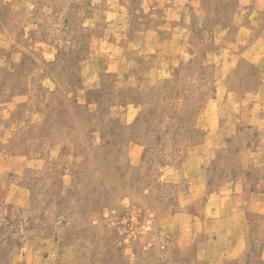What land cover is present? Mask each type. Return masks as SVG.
<instances>
[{
	"label": "rangeland",
	"instance_id": "374dc122",
	"mask_svg": "<svg viewBox=\"0 0 264 264\" xmlns=\"http://www.w3.org/2000/svg\"><path fill=\"white\" fill-rule=\"evenodd\" d=\"M0 264H264V0H0Z\"/></svg>",
	"mask_w": 264,
	"mask_h": 264
}]
</instances>
